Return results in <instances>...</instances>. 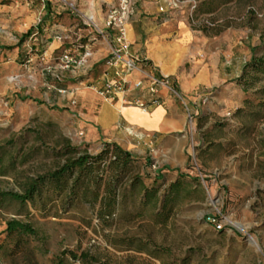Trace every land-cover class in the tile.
<instances>
[{"label":"rangeland","instance_id":"rangeland-1","mask_svg":"<svg viewBox=\"0 0 264 264\" xmlns=\"http://www.w3.org/2000/svg\"><path fill=\"white\" fill-rule=\"evenodd\" d=\"M30 1L0 0V151L5 163L15 161L14 171L0 176V190L7 191L17 190L16 176L57 166L48 151L64 139L92 154L99 150V141L87 143L79 134L85 110L78 101L64 108L51 98L43 100L46 88L38 85L43 78H55L52 64L28 62L29 37L22 39L28 32L23 10L32 8L26 6ZM151 1L167 15L175 35L192 34L178 71L188 87L182 94L175 88L186 123L181 132L135 152L152 164L138 161L135 171L146 176L149 186V176L167 168L161 173L162 190L175 181L177 171L199 178L203 201L194 200L195 195L180 203L164 226H152L143 216L128 221L126 215L133 212L129 202L110 228L98 224L93 210L82 204L66 212L59 204L48 212L29 206L1 209L0 233L7 220L17 219L31 223L45 244L40 249L32 242L25 256L14 255L7 241L2 264H54L63 251L88 252L99 264H264V195L259 194L264 189V74L248 71V78L237 82L245 63L264 58V0ZM45 17H39V24ZM15 39L23 44L17 65ZM131 239V247L123 243ZM147 240L168 254L150 258L141 249ZM64 264L82 263L65 257Z\"/></svg>","mask_w":264,"mask_h":264},{"label":"crops","instance_id":"crops-1","mask_svg":"<svg viewBox=\"0 0 264 264\" xmlns=\"http://www.w3.org/2000/svg\"><path fill=\"white\" fill-rule=\"evenodd\" d=\"M133 2L135 11L126 24V41L139 70L126 75L127 91L108 101L96 93L112 77L113 70L105 63L108 46L96 34L95 28L104 30L105 17L116 0H34L26 3L32 8L23 12L28 13V30H31L30 66L37 65L35 63L39 61L50 63L53 67L51 76L55 80L43 78L42 82L39 77L42 84L38 86L46 88L43 100L51 98L52 102L64 108L70 106L72 100L78 101L85 110L79 133L85 142L93 144L99 141V148L103 142H115L132 155L146 159L135 155V152L141 153L139 150L151 146L152 142L181 132L186 120L176 100L178 97L165 89L158 91L156 97L159 104L150 105L147 113H141L133 105L136 101L147 103L151 99L149 82L143 79L141 71L167 78L171 86L182 94L188 86L184 83L186 78L179 77L178 71L186 56L184 44L192 38V34L185 31L175 35L174 28L165 22L167 15L160 11L162 8L156 2ZM41 16L46 17L39 24ZM89 19L93 25H90ZM20 40L15 39L14 42L15 65L23 55ZM77 41L89 43V55L80 65L62 71L56 64L57 58L70 43ZM81 54L82 51L79 52ZM120 70L123 71L122 68ZM139 81L142 85L137 88L135 85ZM58 90L65 92L59 93Z\"/></svg>","mask_w":264,"mask_h":264},{"label":"trees","instance_id":"trees-1","mask_svg":"<svg viewBox=\"0 0 264 264\" xmlns=\"http://www.w3.org/2000/svg\"><path fill=\"white\" fill-rule=\"evenodd\" d=\"M231 1V0H227ZM210 10H206V13ZM208 28L201 31L207 33ZM31 30L25 34L22 42L30 36ZM21 42V41H20ZM7 47L5 50H12ZM264 74V58L252 57L245 63L242 69V77L237 82L248 78L249 72ZM246 82V80H244ZM242 85H246L242 83ZM264 106V102L261 104ZM9 143L8 145H12ZM48 153L56 160L58 165L44 173L33 176L20 174L14 178L16 191L0 190V210L10 207L24 209L29 206L33 210L48 212L55 204L66 212L76 204L89 207L94 212V217L103 228H110L115 218L124 211L126 202L133 208L131 214H127L128 221L137 217H145L152 226H164L168 223L174 208L182 202L195 196L196 201H203V190L199 178H191L177 171L175 181L168 184L162 190V172L154 171L149 176L153 182L147 186L142 174L135 171L138 161H144L145 166H151L149 159H140L124 150L115 142H103L95 154L72 146L67 139L62 144ZM21 160V164L24 163ZM4 153L0 151V176H6L14 171L15 161L11 159L4 162ZM161 185H160V184ZM264 195V189L260 191ZM215 218H213L214 220ZM5 235L0 239V264L6 242L11 245L14 255H30L31 243L37 242L43 249L44 239L40 237L38 230L31 223L17 219L7 220L5 229L0 233ZM128 247L133 246L134 240L124 241ZM150 258L159 260L161 255L168 252L160 249L152 240H147L141 245ZM72 261H80L82 264H99L95 256L88 252L77 255L71 251H63L61 256L55 258L54 264H64V258Z\"/></svg>","mask_w":264,"mask_h":264},{"label":"built area","instance_id":"built-area-1","mask_svg":"<svg viewBox=\"0 0 264 264\" xmlns=\"http://www.w3.org/2000/svg\"><path fill=\"white\" fill-rule=\"evenodd\" d=\"M135 4L133 0H116V4L109 9L105 17L104 30L96 29V34L105 40L108 46V57L106 65L113 70V75L109 78L100 89L96 91L97 95L105 101L115 96L122 95L127 91L126 75L130 72L139 70L137 60H134L129 52L130 46L126 41V24L129 18L134 14ZM162 11V9L160 10ZM90 25H93L90 19ZM82 54L79 55V52ZM89 43H78L73 49H65L57 58L56 64L62 71L69 70L72 66H77L89 55ZM123 69V71L120 70ZM144 80L149 82V92L151 99L147 102L136 101L133 105L141 112L147 113L150 105H158L159 100L156 95L160 89H165L174 96H178L175 89L171 86L167 78H158L141 71ZM56 80L59 81L58 76ZM142 85V81L137 82V88ZM64 93V90H58ZM73 103V102H72ZM215 220H212L214 222ZM221 227L217 226V230Z\"/></svg>","mask_w":264,"mask_h":264}]
</instances>
